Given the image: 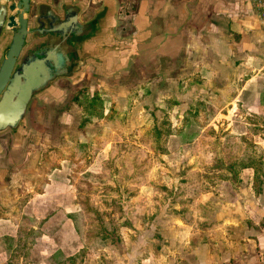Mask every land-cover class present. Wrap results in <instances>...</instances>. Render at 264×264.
Returning <instances> with one entry per match:
<instances>
[{"label": "rangeland", "instance_id": "374dc122", "mask_svg": "<svg viewBox=\"0 0 264 264\" xmlns=\"http://www.w3.org/2000/svg\"><path fill=\"white\" fill-rule=\"evenodd\" d=\"M127 1L129 5L123 8H121L123 3H120L118 15L120 17L118 41L123 43L125 40L130 42L131 33L135 30L131 13L138 11L141 2ZM139 59L134 67L131 60L124 66L125 70L131 72L128 75L126 72L123 74L117 72L115 75L108 74L100 78L104 82L109 81L106 78L108 76L112 80L124 83L134 81L133 88L127 92L129 98L139 102L134 105V121L121 113L116 117L118 111L115 109L116 103L112 105V96L103 95L108 98L106 103L108 114L101 120L94 119L92 122L84 123L80 129L76 126L79 124L82 109L80 107L76 109L68 100L66 105H50V120L34 121L32 136L25 139L16 148V152L7 150L2 156L0 216L22 215L21 231L26 234L21 235L25 242L31 243L29 246L25 243L23 248L12 250L11 264H38L48 255L50 264H55L52 256L58 251L60 252L56 254V258L60 264H176V258L180 261L184 256H191L189 251L184 252L186 250L184 247L190 244L185 241H201V235L198 233L194 235L188 227L200 226L203 224L201 222L212 228V231L204 236L206 240L212 241L209 243L210 255L213 258L220 257L219 247L215 246L214 241L218 240L221 242L219 246H222L226 239L215 229L219 225L218 218L207 217L204 220L195 217V214L188 212L189 203L179 205V208L185 210L182 222L172 220L174 217L164 216V211L177 215L180 213L174 209L176 198H170L174 196L173 193H179V189L176 190L173 185L179 179L175 180L174 172L179 171H175L171 165L175 155L166 156L162 149L166 150L169 141L174 144V138L167 135L166 130L167 128L172 130V127L177 129V125L180 124V114L184 109L178 100L188 95L185 100L188 104L185 109L188 110L191 102L203 99L204 105H198L201 111L199 115L209 122L211 117L225 107L227 100L236 95L244 76L232 68V71L225 75L216 72L214 80L216 88L212 90L213 94L204 91L196 98L195 94L198 91L189 88L190 78L196 76L206 80L207 77L211 78L210 72H206L204 67L201 74L189 73V70L185 73L173 72L165 80L168 87L163 86L157 91L151 90L148 94L142 88L143 82H152L156 76L159 77V72L157 67L151 69L152 73L148 72L149 63L141 56ZM91 83H86L81 95L101 92V85H97L100 82L95 84V89L91 88L95 86ZM154 93L156 95L153 98ZM72 96L71 92L68 99ZM169 98L176 102L175 106H169L167 102ZM147 102L152 104L145 105ZM149 107L151 112L147 114L148 116L145 115L144 120L138 118ZM64 111H73L76 115L74 128H65L58 120ZM245 120L248 123V133L243 136L244 138L226 136L224 140L226 147L217 138L204 136L201 148L204 151L208 148L218 151L214 154L215 166L218 169L211 168V174L208 173L210 179L213 178L211 180H207V175L203 174L204 183L200 189H196L199 193L206 189L221 188L220 176L224 177L226 172L223 166L225 163L220 159L235 158L244 148L243 143H246L247 150L236 159L233 158L234 161L242 162L241 159L246 158L245 162H250L256 158L261 174L264 175V148L256 152L255 157L254 152L250 153L255 141L253 133L264 132V115L252 118L248 115ZM260 123L262 127L258 126ZM157 126L163 130L160 137L157 136ZM243 127L242 123L236 125L237 130H242ZM225 149L226 153L223 154L222 151ZM217 155L220 159H217ZM206 160L205 155L204 161ZM54 180L60 187L52 190L50 202H46L42 200L45 197L38 194L43 193L48 183L51 184ZM208 182L212 187H209ZM144 185L147 187L143 189ZM258 188L260 187H256L255 191H258ZM184 190L187 193L189 188ZM253 194L254 192L251 193ZM54 196L56 199L53 200ZM30 199L32 201H29ZM214 206L221 207V202ZM77 208H80L82 213L76 218L80 230L75 228L73 219L68 216V210ZM36 212L46 218L36 219ZM35 224L40 226L38 232H28ZM174 225L178 227L172 228ZM231 231L234 241L232 245L237 249L239 247L237 243L241 240L239 227H232ZM43 235L46 241H43ZM3 241L6 247L12 245L8 239ZM4 243L0 241V250L4 248ZM232 245L228 247L232 248ZM247 245V253L255 249L253 243L247 242ZM179 246L182 249H179ZM8 251L11 252V249ZM168 255L171 256V260Z\"/></svg>", "mask_w": 264, "mask_h": 264}, {"label": "crops", "instance_id": "0c3cea01", "mask_svg": "<svg viewBox=\"0 0 264 264\" xmlns=\"http://www.w3.org/2000/svg\"><path fill=\"white\" fill-rule=\"evenodd\" d=\"M117 2L118 13L120 14L119 7L122 0H117ZM122 3L123 6L121 8L129 5L127 0ZM131 14L135 26V30L132 32L134 37L131 33L130 42L126 40L125 43L120 42L118 64L124 65L126 63L127 66L131 60L134 67L141 56L143 60L149 63L148 72L152 73L151 69L157 67L159 77L156 76L150 83L143 82L142 88H144L145 93L149 94L154 89L157 91L163 86L164 88L168 87L169 85L165 80L173 72L185 73L189 70V73L201 74L204 68L206 72H210L211 78L207 77L206 80H201L196 76L190 78L188 82L189 88L196 92L198 91L195 94L196 98H199V95L204 91L208 93L210 91L213 94L212 90L216 88L214 85L216 72L225 75L232 71V68L244 76L236 95L231 100L228 99L225 107L211 117L209 122L204 118L203 120L199 115L201 111L198 105H204L203 99L191 102L188 110L185 109V106L188 105L185 102L188 95L185 96L186 98L178 100L184 110L181 111L180 124L177 125V129L171 126L172 133L170 136L174 138V144L169 141L168 145H166L165 155H175V159L170 162L174 166V170L179 171L177 173L174 172V175L176 174L175 180L179 179L177 183L174 182L173 184L176 190L179 189V193H173L174 196L170 198H176L174 209L182 214L178 213L177 215L176 213H170V211H164V216L174 217L172 220L182 222L185 210L179 208V205L189 203L190 209H188V212L195 214V217L204 220L207 217L218 218L217 223L219 225L215 229L224 235L226 241L222 243V246H219L221 242L218 240L214 241L215 246L219 247L218 253L220 252V257L213 258L209 251L211 248L209 243L212 241L205 239L208 233L212 231L211 226L204 222H201L203 224L200 226H188L191 229V233L201 235V241H185L190 244L187 247L181 246L186 248L184 252L189 251L191 256H184L180 261L176 258V264H187L186 262L190 264H212L214 262L216 264H264V175L260 172V178L261 180L263 179L262 184L258 185L260 188L255 191V188L258 187L255 185L256 168H258L256 158L250 162H245L246 158L241 159L242 162L234 161L247 150L246 143H243L244 148H242L240 154L235 156V158L233 157L234 159L224 160L217 155V159L225 163L223 166L226 172L224 177L220 176L222 182L219 185L221 186L220 189H206L200 191V193L196 190L200 189L204 183V173L207 175V180L213 179H210L208 173L211 174V168L214 169L216 167L214 154L218 151L211 150V148L204 151L201 148L203 147L204 136L217 138L226 147L224 143L226 136L232 135L244 138L243 136L248 133L246 116L249 115L252 118L253 116L262 117L264 115V26L257 19L249 0H141L138 11H133ZM119 18L118 16V20ZM138 32L146 36L143 40L144 42L140 44L135 39ZM128 54H131V56H129L128 62H125L124 60L127 59ZM125 55L127 56L125 57ZM91 69H87L82 79L66 85L64 90L59 86L57 88L54 87L56 90L59 88L56 93L54 92V96L61 99H57L60 101L58 104L50 102V105H66L69 100L76 109L79 107L82 109L77 126L75 125L76 115L73 111H64L58 120L65 128H74L76 126L81 129L84 126V121L88 118V104L102 100L104 118L109 110L106 107L108 98L104 96L111 95L113 98V101L111 100L112 105L116 103L115 109L118 111L116 117L121 113V115H127L130 120L134 121V105L139 104V102L129 98L127 93L128 89L133 88L134 81L124 83L110 79L111 77L109 76L117 73L114 69V64L113 67L109 66V72H112L111 75L106 77L109 81L104 82L100 79L104 76H99L96 79L97 81H93L89 79ZM118 72L121 74L126 72L127 75L131 73L124 68ZM162 81L164 82L162 83ZM97 82L100 83L97 84ZM86 83H91L93 84L92 86L95 84L101 85V92L99 94L81 95V91L78 90L83 88ZM95 87L96 85L91 88L95 89ZM60 89L62 90L61 92ZM71 92L73 96L68 99ZM155 95L156 93L153 94V98ZM77 96L79 99L76 98ZM167 102L169 106L176 105V102H172L170 98ZM147 103L145 105L149 106V104H152L151 102ZM238 110H241L240 113L237 112ZM144 112L139 113L140 116L138 118L140 117L144 120L146 118L145 115L151 112L150 107ZM238 123L244 125L242 130H237L236 125ZM258 126L262 127L263 125L260 123ZM253 137L255 141L250 153L253 154L254 152V156L256 152L264 148V132L253 133ZM222 152L223 154L226 153V149ZM205 155L207 157L206 161H204ZM216 169L218 168L216 167ZM57 183L55 180L51 184L48 183L45 191L38 194L45 197L42 200L50 202V193L60 187ZM211 185L209 184V187ZM145 187L147 185H144L143 189ZM187 187L189 191L186 193L184 189ZM224 188L226 189L225 191ZM252 192H254L253 195H251ZM55 197L52 199H56ZM29 201L32 200L30 199ZM29 201L28 204L30 203ZM220 202L221 207L218 206ZM214 205H217L218 208ZM80 211V208H77L68 210V213ZM35 215L36 219L40 217L46 218L44 215L40 216L38 212ZM22 217V215L15 216L11 214L0 216V241L4 243L3 240L8 239L12 242V245L9 244L7 247L4 243V248L0 250V264H11L12 250L23 248L25 243L26 246L31 245L29 241L25 242V238L23 239L21 235L22 233L26 234V232L21 231L20 220ZM184 225L186 224L184 223ZM177 227L172 228L176 229ZM232 227H239L241 233V240L237 243L239 244L237 249L233 248L234 246L232 245L234 243L231 236ZM136 228L138 229L139 227L136 225ZM39 229L40 226L35 224L29 228L28 232L37 233ZM42 238L43 241L46 239L45 236ZM247 242L253 243L255 247V249L249 250V253H247ZM228 245H232V248H229ZM182 247L179 249H182ZM7 249H11V252ZM170 255L168 257L171 260ZM195 255L199 256L196 257ZM48 257L49 255L47 258L41 259L38 264H50Z\"/></svg>", "mask_w": 264, "mask_h": 264}, {"label": "flooded vegetation", "instance_id": "af4514ba", "mask_svg": "<svg viewBox=\"0 0 264 264\" xmlns=\"http://www.w3.org/2000/svg\"><path fill=\"white\" fill-rule=\"evenodd\" d=\"M118 14L117 0H0V161L32 136L34 121L50 119V102L61 99L54 87L88 68L94 81L126 66L131 54L118 67Z\"/></svg>", "mask_w": 264, "mask_h": 264}, {"label": "trees", "instance_id": "16d2710c", "mask_svg": "<svg viewBox=\"0 0 264 264\" xmlns=\"http://www.w3.org/2000/svg\"><path fill=\"white\" fill-rule=\"evenodd\" d=\"M87 115H88V118L84 121V123H89V122H92L93 119L92 118H97V119H101L103 118V110H104V106H103V103H102V100H97V101H94L92 102L91 104H88L87 106ZM162 131L161 128H159L157 126V130L156 132H158L157 136L160 137L162 135ZM166 133L167 135H170L172 133V130L170 128H167L166 130ZM164 152L166 151L165 149H162ZM260 172H261V168L259 169L256 168V186L258 185H261L262 184V180L260 178ZM82 213L81 211L80 212H75V213H69L68 216L70 218L73 219V222L75 223V228L77 230H80L79 226L76 224V218L78 216H80ZM60 251L56 252L52 258H53V261L55 264H60V262L57 260L56 258V254H58Z\"/></svg>", "mask_w": 264, "mask_h": 264}, {"label": "built area", "instance_id": "2783aa9c", "mask_svg": "<svg viewBox=\"0 0 264 264\" xmlns=\"http://www.w3.org/2000/svg\"><path fill=\"white\" fill-rule=\"evenodd\" d=\"M260 24L264 26V0H249Z\"/></svg>", "mask_w": 264, "mask_h": 264}, {"label": "water", "instance_id": "95a60500", "mask_svg": "<svg viewBox=\"0 0 264 264\" xmlns=\"http://www.w3.org/2000/svg\"><path fill=\"white\" fill-rule=\"evenodd\" d=\"M60 63V62H59ZM60 67L58 63H56V70Z\"/></svg>", "mask_w": 264, "mask_h": 264}]
</instances>
